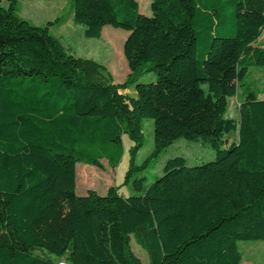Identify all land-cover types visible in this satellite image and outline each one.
I'll use <instances>...</instances> for the list:
<instances>
[{
    "label": "trees",
    "instance_id": "trees-1",
    "mask_svg": "<svg viewBox=\"0 0 264 264\" xmlns=\"http://www.w3.org/2000/svg\"><path fill=\"white\" fill-rule=\"evenodd\" d=\"M17 1L0 0V264H141L131 236L149 264H241L238 241L264 240V97L245 82L263 64L264 0H152L149 16L137 0H71L85 37L128 31L124 83L64 48L50 30L62 16L35 25ZM147 72L155 80L139 81ZM238 85L235 119L226 110ZM145 118L148 159L179 138L208 143L214 158L174 156L149 184L130 178ZM123 134L133 192L76 194V164L115 168Z\"/></svg>",
    "mask_w": 264,
    "mask_h": 264
},
{
    "label": "rangeland",
    "instance_id": "rangeland-1",
    "mask_svg": "<svg viewBox=\"0 0 264 264\" xmlns=\"http://www.w3.org/2000/svg\"><path fill=\"white\" fill-rule=\"evenodd\" d=\"M137 1L139 11L144 15H151L150 2L152 0ZM71 3V0H18L15 3V13L35 25H45L48 21L62 16L65 22L50 25V30L60 39L64 48L74 56L90 58L103 64L111 73L114 83H124L129 68L122 53V45L128 31L105 25L99 38H87L83 34L84 26L72 20ZM2 6L7 8L8 4L4 2ZM256 45L264 48V29ZM262 61L261 66L250 68L245 78V82L258 93V97H264V57ZM155 77V73L147 72L140 76L139 81H153ZM121 92L134 94L132 86L121 89ZM242 98V89L238 85L237 94L229 99L226 116L238 118ZM143 133L144 144L136 157L138 167L130 178L144 176L146 185L162 173L163 165L168 158L182 156L188 165L200 164L214 158V149L208 143L179 138L163 149L157 158L152 157L149 160L148 157L154 148L152 119H143ZM236 139V133H229L224 136V143L227 145ZM122 145L123 154L120 163L115 168L109 167L105 159L101 160V167L84 163L76 164V194L84 195L88 190L104 194L112 185L119 186L120 193L124 196L133 192L130 185L124 184L125 173L128 170L129 147L132 145V140L127 134L122 135ZM129 245L141 264H149L147 252L135 242L132 236ZM238 249L242 254L241 264H264V240L238 241ZM36 253L43 254L40 251ZM50 256L56 262L59 260L53 255Z\"/></svg>",
    "mask_w": 264,
    "mask_h": 264
},
{
    "label": "built area",
    "instance_id": "built-area-1",
    "mask_svg": "<svg viewBox=\"0 0 264 264\" xmlns=\"http://www.w3.org/2000/svg\"><path fill=\"white\" fill-rule=\"evenodd\" d=\"M57 264H68V262L64 258H62L57 261Z\"/></svg>",
    "mask_w": 264,
    "mask_h": 264
}]
</instances>
